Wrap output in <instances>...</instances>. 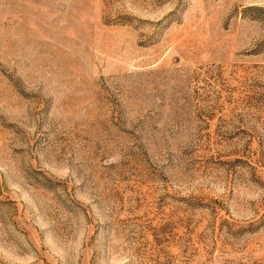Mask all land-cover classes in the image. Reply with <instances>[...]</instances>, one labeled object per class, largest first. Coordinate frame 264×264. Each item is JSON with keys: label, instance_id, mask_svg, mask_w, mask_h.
<instances>
[{"label": "rangeland", "instance_id": "obj_1", "mask_svg": "<svg viewBox=\"0 0 264 264\" xmlns=\"http://www.w3.org/2000/svg\"><path fill=\"white\" fill-rule=\"evenodd\" d=\"M0 264H264V0H0Z\"/></svg>", "mask_w": 264, "mask_h": 264}]
</instances>
